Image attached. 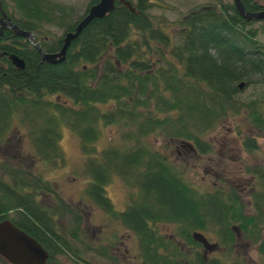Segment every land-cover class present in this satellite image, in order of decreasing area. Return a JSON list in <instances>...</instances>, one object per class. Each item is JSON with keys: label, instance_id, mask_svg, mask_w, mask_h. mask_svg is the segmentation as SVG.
<instances>
[{"label": "trees", "instance_id": "obj_1", "mask_svg": "<svg viewBox=\"0 0 264 264\" xmlns=\"http://www.w3.org/2000/svg\"><path fill=\"white\" fill-rule=\"evenodd\" d=\"M12 1L18 19L8 13L3 0L0 5L24 31L43 33L45 25L64 30V37L40 41L48 54L61 51L66 34L74 32L98 3L92 1L76 21L75 9L67 5L51 0ZM242 2L250 12L264 10L254 0ZM152 5V0H137L132 12L118 2L113 13L82 32L58 65L43 63L24 38L7 33L0 40V142L19 116L41 159L56 164L62 157V127L71 128L88 158L87 197L137 236L142 264H173L182 259L181 249L161 235L158 227L163 224L178 226L187 247H201L193 236L205 237L203 233L209 231L230 251L240 237L245 238L258 246L264 258V173L262 188L254 189L251 205L244 206L235 193L201 195L187 186L166 157L144 142L147 136L163 133L170 141L197 143V151L204 155L207 150L200 144V135L230 115L240 114L264 136V104L243 100L245 90L264 86V44L258 39L264 21L255 29L234 4L219 0L182 18L176 43L168 33L170 22L150 14ZM13 55L24 60L25 69L15 67ZM102 125H122L131 147L96 152L92 147ZM250 142L253 145L248 148L253 150L256 140ZM4 162L11 169L1 162L6 172L0 171V223L10 221L36 240L48 252V264L66 260L84 264L78 246L82 217L61 201L73 217L70 229H61L65 215L38 202L59 199L57 192L26 164ZM114 175L140 193V201L121 215L106 194ZM193 256L196 264H205L204 257ZM0 264L7 263L0 259Z\"/></svg>", "mask_w": 264, "mask_h": 264}, {"label": "rangeland", "instance_id": "obj_2", "mask_svg": "<svg viewBox=\"0 0 264 264\" xmlns=\"http://www.w3.org/2000/svg\"><path fill=\"white\" fill-rule=\"evenodd\" d=\"M7 11L18 19V12L12 0H3ZM53 2L73 7L77 13L76 21L83 16L92 1L95 0H51ZM134 4L137 0H131ZM225 4H233V0H222ZM264 5V0H254ZM150 14L155 18H166L171 27L168 33L178 43L180 25L178 22L196 9L217 5L219 0H152ZM17 12V13H16ZM254 28L260 29L262 23L254 22ZM43 33H39V40L51 41L64 37V30L57 26L45 25ZM258 39L264 44V32L260 29ZM244 88V87H243ZM242 88V89H243ZM256 99L264 104V86H252L244 91L243 100ZM56 101L57 98H49ZM65 103V99L62 100ZM68 102V101H67ZM66 105V103L64 104ZM68 105V104H67ZM70 106V105H69ZM111 107H102L108 110ZM60 141L62 157L59 163H50L40 157V153L30 138L20 117L15 116L12 128L5 140L0 142V164L9 161L16 166L22 164L29 166L34 176L47 181L57 192L59 199H40L46 207L56 214L65 215L60 221L64 231L70 229L72 214L61 201L69 205L75 214L82 217L80 242L78 246L83 252L84 264H142V257L137 236L129 232L118 217H113L97 208L87 197V189L91 178L86 172L88 158L84 155L81 140L73 130L67 126L62 127ZM100 136L92 148L102 153L110 148L121 150L128 148L129 142L124 137L122 125L100 127ZM200 144L207 150V154L197 151L198 144L190 142L193 150L183 148L182 140L170 141L163 133L150 135L144 138L148 148L166 157V161L174 166L188 187L201 195H214L223 192L226 195L235 193L244 206L251 205L254 189L262 188L261 175L264 173V136L250 126L243 114L230 115L216 124L214 129L200 135ZM250 140H256L253 144ZM3 168V165H2ZM0 166V171H4ZM1 173V172H0ZM2 174V173H1ZM2 176V175H1ZM5 178V177H4ZM7 180L8 177L6 178ZM10 181V180H9ZM106 194L117 215L128 211L134 202L140 201L138 190L127 186L124 178L114 175L106 188ZM158 229L161 235L181 249L182 259H175L173 264H189L195 261L193 254L204 257L205 264H264V258L258 251V246L240 237L232 251L227 250L215 234L205 232L204 236L214 248L204 251L201 247L192 248L181 240L178 226L163 224ZM69 264L68 261H63Z\"/></svg>", "mask_w": 264, "mask_h": 264}, {"label": "water", "instance_id": "obj_3", "mask_svg": "<svg viewBox=\"0 0 264 264\" xmlns=\"http://www.w3.org/2000/svg\"><path fill=\"white\" fill-rule=\"evenodd\" d=\"M233 1L236 11L246 22L264 21V10L250 12L246 9L242 0ZM117 2L129 8L132 12L136 11L132 2L128 0H99V2L89 10V13L84 17L76 30L66 34L64 46L60 52L48 54L45 53L39 45H36L37 50L42 56L43 63L53 65L63 63L67 58V53L72 43L79 39L82 32L95 20L104 19L113 13L116 9ZM0 23L5 24L1 29L0 35L4 29H8L6 27H9V29H13L16 32V35L31 40L32 34L22 31L5 13H3V18L0 19ZM7 24L9 26H7ZM10 59L17 69H25L26 65L24 60L15 55L11 56ZM243 87L244 84H241L240 88ZM194 239L206 249L210 248L208 241L202 235L195 234ZM0 259L7 264H48L50 256L48 252L27 233L17 228L12 222L4 221L0 223Z\"/></svg>", "mask_w": 264, "mask_h": 264}, {"label": "flooded vegetation", "instance_id": "obj_4", "mask_svg": "<svg viewBox=\"0 0 264 264\" xmlns=\"http://www.w3.org/2000/svg\"><path fill=\"white\" fill-rule=\"evenodd\" d=\"M3 13H5L8 17H9V19L13 22V23H15L17 26H18V24L15 22V20L11 17V16H9L8 15V13L3 9V7L1 6L0 7V19H2L3 18ZM6 21V20H5ZM5 24L3 23V24H1L0 23V31H1V29L3 28V26H4ZM7 26H9L8 24H7ZM19 27V26H18ZM6 28H8V29H4V31L2 32V34L0 35V40H3V38L5 37V35L7 34V33H12L13 34V37L15 38V37H22V36H18V35H16V32L13 30V29H9V27H6ZM20 28V27H19ZM21 29V28H20ZM22 31H24L23 29H21ZM24 32H28V33H31L32 34V38H31V40H29L28 38H25V37H22V38H24V40L26 41V42H28L29 43V45L31 46V47H33L34 49H36L37 50V48H36V45H39L40 46V41H42L41 39L39 40V37H38V35L39 34H35V33H33V32H29V31H24ZM39 40V41H38ZM46 40V42L47 41H49V39H45ZM38 51V50H37ZM39 52V51H38ZM40 54V53H39ZM41 55V54H40ZM2 55H0V57H1ZM4 56V55H3ZM183 148H185V149H188V150H193V148L191 147V146H189V145H183ZM202 248L204 249V251L206 250V251H211V250H213L214 248L212 247H210V248H208V249H206V248H204L203 246H202ZM206 259V258H205Z\"/></svg>", "mask_w": 264, "mask_h": 264}]
</instances>
